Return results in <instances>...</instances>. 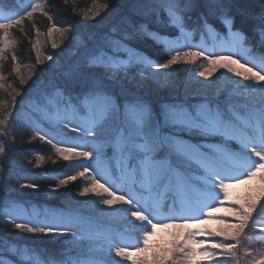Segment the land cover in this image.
Wrapping results in <instances>:
<instances>
[{
	"label": "trees",
	"instance_id": "16d2710c",
	"mask_svg": "<svg viewBox=\"0 0 264 264\" xmlns=\"http://www.w3.org/2000/svg\"><path fill=\"white\" fill-rule=\"evenodd\" d=\"M34 2L35 0H0V8H3L9 15H13L22 6H25L24 8L28 10ZM36 2L44 8V13L37 11L34 14V22L39 29V35L32 28L33 21H26L23 31L20 28L11 29L10 48L3 57H0V84L4 85L3 88H0V132L7 130L10 135L16 137V142L10 143V138L0 135V146H3L7 153L6 155H0V167L4 168V182H0V213L1 209L10 203L21 202L30 205L39 204L43 201L53 206L52 208L62 207L68 210L70 214H77L74 211L76 209L68 204L70 203L68 198L76 197L80 199L81 197L82 200L87 199V197L79 196V193L85 185L91 187L94 180L85 175H79L80 171L72 173V171L77 170V165H70V162L65 161L56 152L58 146L52 137H59L58 131L52 128L49 122H45L44 126L51 137L40 133L39 135L47 136L52 143L49 144L45 140L39 139L38 132L33 129L30 121L22 114L21 107L23 103L26 104L25 108L28 103L45 106L48 101V104H56L58 109L62 107L69 111L77 109L82 115H86L88 109L80 103V100L92 86L91 81L87 80L73 84L64 73L75 64H84L88 55L99 51L104 46L108 58H115L117 61L127 63L130 69L129 75L137 80H142V86L137 87L129 83L128 77L123 74L116 78H110V75L102 69L93 70L92 77L99 79L104 90L120 100L128 98L133 93L150 100L153 104L158 134L162 139H190L195 143H202L203 140L215 141V138L199 134L197 130H189L180 125L166 124L160 115L159 104L163 101H180L192 104L202 99L199 95L186 97V88L190 91L206 92L208 98L219 104L221 109L225 111L227 114L226 121L235 124L246 120L253 106L260 107L262 101H264V85L256 84L254 81H246L243 77L228 72L227 68H218L210 77H201L199 73L209 66L207 60L203 57L197 58L194 63L184 62L173 66L171 70L156 69L155 67L149 70L146 65L134 61L140 56L144 61H151L155 64L166 62L167 59L171 58L172 51L166 48L164 43L161 44L157 37L163 38L165 43L172 45L185 39V32H190L195 45L202 42L210 44L209 31L204 28L205 20L213 25L215 28L213 33L219 39L223 38L228 41L223 35L226 29L218 20L221 9L211 7L209 0H202L199 6L186 13L182 33L179 28H175L169 21L166 11L146 13L145 6L153 3L154 0H67V3H65V0H36ZM262 2L264 0H224L225 6L231 10V14L235 17V27L243 30L248 35L247 46L253 52L264 55V46H261L259 36L254 31L255 26L250 22L253 10L258 9ZM95 11H99L100 16L92 19V13ZM18 12L22 13L21 10ZM49 15L52 20L48 19ZM53 23L57 27L66 30L63 36L54 34L53 37H48L46 35ZM69 29L71 31H67ZM53 39H56L59 45L56 49L51 46ZM37 40H39L41 48L39 58L36 56L35 50ZM189 49L195 51L193 48ZM128 54H132L133 59L128 58ZM48 55L56 58L59 56L57 59L62 61V65L56 67L48 65L46 59ZM13 56L16 57L15 60L12 59ZM256 59L259 60V58ZM17 66L20 68L19 75L16 72ZM151 72H157L155 79L150 77ZM21 76L25 78V83H21ZM57 87L63 88L66 94L72 97L71 107H69L66 95L55 90ZM16 92H19L20 95L16 97V103L12 105V96ZM216 92L219 93L218 96L214 95ZM56 97L58 98L54 101L53 98ZM60 101H63V103L57 104ZM228 109H231V111H228ZM233 113H235V116H233ZM117 123L118 121L114 120L111 122V126H115ZM60 127L62 128L60 132L65 134L66 128L62 125ZM77 136H80V134ZM96 139L101 141L95 140L97 143H102L105 140L103 129L97 130ZM79 141L82 140L79 139ZM102 152L109 157L112 164H115L114 157H112L113 148H107ZM169 154L171 152L165 145L161 156L169 157ZM41 157L44 159L42 160ZM183 157L179 160L183 162L184 168L174 163L172 165L173 159L170 158L171 168L189 173L192 171L189 167H193L196 170L194 174L197 173L195 179L201 183L205 182L203 174L207 173L200 172L198 165L184 161L186 158L183 159ZM73 175L77 176L75 181L70 182L66 187H61L59 191H53V188L59 185L61 179ZM21 184H35L38 185V188L36 190L23 189L20 187ZM104 193L106 197L101 195L96 200L106 199L107 194ZM263 207L261 210L257 208V211L253 213L254 221L258 216L264 214ZM125 209L127 208L116 204L109 212L103 211V214L107 215L106 218H110V220L124 221L125 226L133 227L135 219L131 216L130 210L125 211ZM97 215H99L98 212L94 216ZM217 218L229 221L226 223L236 222L234 217H230L227 213L218 214ZM92 222H96V220ZM105 224L111 226L110 223ZM117 226L115 228H118ZM221 226V224L213 225L210 222L203 227L207 231L206 235H208L211 229H218ZM122 227L120 225V228ZM14 229L12 223L0 215L1 246L8 245L15 248L19 242L25 243L26 250L30 254L27 259H20L17 255L14 256L13 262L16 264H47L49 259L64 262L63 256L73 259L87 258L86 252L64 249L62 239L59 237L67 239L68 236L42 235L43 237L39 238L37 235L34 237L24 234L21 235V238H18L15 233L22 232ZM161 232L165 231L161 230ZM54 237H57L55 241L62 245H54ZM153 238H156V241L152 242L153 246L167 245L172 239V235L167 232L157 233ZM208 238L216 241L222 239L217 236ZM246 250L251 251L254 257L264 253V239L261 238L260 233H252L249 227L245 229L239 255L235 258L239 259L241 264H246L248 259ZM92 251L94 249L87 252ZM68 252L74 253L73 257H69L66 254ZM1 256L0 258H3ZM216 258L220 259L219 264H235L233 258L221 256L218 251ZM2 260L0 259V264H4ZM209 261H211V258H209ZM130 263L132 264L131 261L128 262V264Z\"/></svg>",
	"mask_w": 264,
	"mask_h": 264
},
{
	"label": "snow or ice",
	"instance_id": "6c2138e0",
	"mask_svg": "<svg viewBox=\"0 0 264 264\" xmlns=\"http://www.w3.org/2000/svg\"><path fill=\"white\" fill-rule=\"evenodd\" d=\"M67 3V0H65ZM202 0H154L153 3L145 6L146 13L164 12L168 14V19L175 28H179L181 33L184 29V22L186 13L192 11L199 6ZM209 4L213 8L221 9V14L218 16L219 22L224 26L226 32L223 35L235 42L238 49H244L247 56L252 57L253 60L259 58L260 65L264 67V55L255 53L248 46L249 37L241 29L235 27V17L231 14V10L225 6L224 0H209ZM22 6L21 8H24ZM40 11L44 13V8L36 0L27 11L19 13L15 12L13 15L0 17V57H3L10 48V30L13 28H20L23 31V26L26 21H33L32 28L39 35V29L34 22V14ZM100 16L99 11L92 13V19ZM49 20L52 17L48 16ZM250 22L255 26L254 31L258 34L261 46H264V2H262L258 9L253 10V15ZM204 28L209 32H214L215 28L212 24L204 21ZM71 31V29L67 30ZM66 30L57 27L53 23L52 27L47 32L48 37H53L54 34L63 36ZM164 43L163 38L157 37ZM52 48L59 47L56 39L52 40ZM36 56H41V48L39 40L35 44ZM172 56L163 63H153L151 61H143L147 69L171 70L173 66L184 62L194 63L197 58L203 57L208 62V67L199 73L201 77H210L218 68H227L228 72L234 73L238 77H243L246 81H254L256 84L264 85V74L260 70L254 71V67L246 66L248 63H241L239 56L233 58L232 51H225L216 53L213 56L206 55L203 51L182 50L179 48H170ZM16 59L15 56L12 57ZM46 59L50 62L54 61V56L48 55ZM255 64L254 62L252 63ZM95 69H102L105 73L110 75V78H116L120 74L128 77L129 83L134 86H142V80H137L130 76L129 66L127 63L117 65L111 61L106 52L105 46L99 51L88 55L85 58L84 64H75L64 75L73 83L81 81H91L89 91L82 96L80 103L89 109L91 116V124L89 127H72L68 121H60L65 128L75 133H81L87 129L89 137L95 139L97 130L103 129L105 133V140L102 143H96L90 150H81L72 145L66 147H56V152L65 160L70 161L74 157H84L87 160H92L97 157V153L107 148H113L115 155L124 161L125 170L131 175H140L145 181L150 184L158 185L167 180L170 175L175 174L171 168L167 157H162L161 152L165 145L170 152L179 153L191 159L192 154L199 150L186 142L180 140L162 139L158 134V126L155 124V114L153 111V104L144 96L131 94L128 98L123 100L104 90L102 82L99 79L92 77V72ZM16 72L19 75L20 68L17 66ZM157 72H151L150 77L155 79ZM21 83H25V78L20 77ZM4 85L0 84V88ZM55 90L62 92L68 99L69 107L72 106V97L66 94L63 88H55ZM20 93L16 92L12 96L11 104L16 103V97ZM201 96L202 99L197 102L188 104L180 101H163L159 104L160 115L163 117L166 124L180 125L189 130L193 128L201 129L204 132L223 134L221 126L227 123L226 113L221 109L219 104L214 103L207 96L204 91H190L186 88L185 96ZM214 95H219L218 92ZM79 99V98H77ZM11 106V105H10ZM231 111V109H228ZM235 116V113H233ZM118 121L115 126H111L112 121ZM262 136L257 142L245 143V146L254 157V164L251 170L246 175L235 179V183H226L223 180L219 182V188L223 192L224 201L231 200L230 189L240 184H251L259 180L260 187L257 191L253 190L244 197L242 201H237L234 205L229 207V215L234 217L235 223H226L219 220L222 226L220 228H213L208 232V236H217L222 239L219 241L209 239H197L198 236H205V230L201 228L202 224H207L209 221L215 219L213 213L219 212V208H213L207 212V220H200L199 224L191 223H163V229L159 224L153 223L148 216L141 211H132L131 216L140 222H147L151 225V230L144 232L142 235V243L132 245L134 251H129V246L113 245L109 249V253H114L116 257L122 258L123 261H131L132 264H205L211 258L210 264H219L220 259L216 258L217 251L221 256L231 257L235 264H241L239 259H235L239 255V249L243 243V236L245 229L254 224L253 213L257 208L264 206L261 203L264 200V129L261 130ZM0 135L5 138H10V143L16 142V137L10 135L7 130L0 132ZM39 135V133H37ZM39 139L45 140L51 144L52 141L44 135H39ZM6 149L0 146V155H6ZM43 160L44 158L41 157ZM89 171L84 168V171L79 175L83 176ZM4 168L0 167V182L3 181ZM246 177V178H245ZM77 176H68L59 181V185L53 188V191H59L61 187H66L70 182L75 181ZM23 189L36 190L38 185L35 184H21ZM103 189L110 198L104 199L103 204L106 206H113L116 204L132 206L133 201L126 196L117 195L105 185L94 181L91 187H86L79 193L80 196L85 197L89 194H99V190ZM12 225L20 232L33 235L53 236L64 235L70 233L75 241L79 239L76 232L72 229L70 224L65 221L57 220L54 223L64 226V231L58 227H33L30 224L17 222L15 219L10 221ZM189 228H195L197 231L186 232ZM175 229L172 233V239L167 245L153 246L151 241L157 232L161 230ZM261 232H264V225L260 226ZM216 250V251H214ZM151 255H148V254ZM247 261L246 264H264V253L258 256H253L251 251L246 250ZM232 261V260H230ZM121 264V261H119ZM47 264H104L101 260L93 258L73 259L69 258L67 262L49 259Z\"/></svg>",
	"mask_w": 264,
	"mask_h": 264
},
{
	"label": "rangeland",
	"instance_id": "374dc122",
	"mask_svg": "<svg viewBox=\"0 0 264 264\" xmlns=\"http://www.w3.org/2000/svg\"><path fill=\"white\" fill-rule=\"evenodd\" d=\"M20 10L21 12H24L27 9L21 8L18 11ZM8 15V13L3 12V9L0 8V17ZM189 35L190 34L187 33L188 37L186 36L185 39L180 42H176L175 44H165L166 48H169V50L170 48H179L182 50H187L189 48H199V51H203L208 56H213L214 54L220 52L232 51L233 58L239 56L241 63H248L246 66H253L256 70L261 68L260 63L256 59L253 60L252 57L247 56V53L244 49H238L233 40L231 41L230 39H227L228 41H226L223 38L219 39L215 33L212 34L209 32L208 35L210 44L202 42L200 45H195L192 36ZM127 56L128 58L133 59L132 54H128ZM58 57L59 56H57V58ZM57 58L55 57L54 61L52 62L48 61V65H54L53 67L62 65V61ZM109 59L115 62L117 65L123 64V61H117L115 58ZM138 59H135L134 61H139ZM139 62L143 64V58H140ZM253 62L255 63L254 65L252 64ZM143 65L146 64L144 63ZM57 98L58 97L53 98V100L56 101ZM62 103L63 101L57 102V104ZM25 105L26 104L23 103V106L21 107L22 114L30 121V124L34 130L40 134H45L48 137H51L49 135V131L44 126L45 122H49L50 126L58 131L57 133H59L60 136L58 135L59 137H52L58 147L72 145L80 148L81 150H90L92 146L97 143L95 140L101 142L96 138L93 139L89 137L87 134V129H84L81 133H79L80 136H77V133L70 131L68 128H66V131L64 132L65 134L60 132L62 131L60 125L63 126L60 121H68L71 123L72 127H89L91 124L89 109L86 115H82L77 109L70 111L64 107L58 109L56 104H48V101L46 102L45 106L28 103V106L25 108ZM255 109L264 112V101H262L260 107L253 106L251 109L252 113L250 112V116L247 118L248 120L252 118L253 122L250 121V125L248 120H242V122L237 124L227 122L225 125L221 126L223 134L204 132L201 129L193 128L194 130H197L199 134L215 138V141L213 142L203 140V145L200 143L193 145L199 151L193 153L191 159L200 164V166L203 167V170L205 169V173H207L203 174L205 177V182H202L203 185H201L202 183L195 179L197 173L194 174V171L196 170L193 169V167H189V169L192 171L187 173L190 176V180L192 181L188 180V178L185 176V173L179 170L174 172L175 174L170 175L167 180L158 185L150 184L140 175H131L128 171H126L124 161L115 155V150L112 157H114V162L117 166L112 164L109 157H107V155L102 151L97 153L98 158L94 157L92 160H87L84 157H78L77 160V157H74L68 162H70V165H77V170L72 171V173L77 171L82 172L84 171V168H88L89 171L85 173L86 177L94 181H99V183L105 185V187H108L117 195H123L132 200V206L121 205L118 203V205L127 208L125 211L128 209L130 212L141 211L146 216H148L153 223L159 224L160 228L162 229L163 223L199 224L201 219H208L207 212L213 208H219L220 211L214 212L213 215L215 219L209 221L208 223L212 222L213 225L220 224L218 223L220 220L217 218L218 214L227 213L229 215V207L227 206L235 204L237 201H242L244 197L253 190L257 191L258 193L260 187L259 180L254 181L251 184H240L236 187H233L230 189L232 199L228 201H224V194L219 188L220 181L223 180L226 183H235V179H239L240 177L246 175L254 164V157L245 146V143H259L262 136L261 130L264 129V117L260 115V112H255ZM79 139L82 141H79ZM180 156L183 157L179 153L171 152L167 159L169 160L172 158L174 160L171 162L172 165L174 163L177 166L184 168L183 162L179 160L181 158ZM117 161H120V163H117ZM184 161L187 160L184 159ZM165 183H169V185H165ZM86 187L89 186L85 185L83 189ZM171 192L173 194H171ZM101 195L106 197L103 189L99 190L98 195L96 193H92L88 196H85L87 197L86 200H82L81 197L80 199H77L76 197L70 199L68 198V200H70V203L68 204L73 209H76L74 211L77 213L72 215H80L79 219H71L67 216L65 217V213L68 212V210L62 207L51 208L53 206H50L43 201H41L39 204H31L30 206L21 203H10L1 209L0 215L2 218L8 221L15 219L17 222L27 223L33 227H58L61 229V231H64V226L54 222L57 220L68 222L72 229L76 232L79 239L75 241V238L70 233L64 235L57 234V236H68L67 239L59 237L62 239L61 241L62 244H64L65 250L68 249V251L86 252L88 258L91 257L96 260H101L104 262V264H120L119 261H121V264H128L129 261L125 262L122 260V258L116 257L114 253L110 254V247L118 244L126 245L129 246V251H134V247L131 246L142 243V235L144 232L151 230V225L147 222L135 220V225L133 227H128L125 226L126 223L124 221H114L110 220V218H106L107 215L105 216L103 211L109 212L113 206L109 207L104 205L103 200L105 198L96 200ZM108 198L110 197L107 194L106 199ZM261 203H264V200H262ZM57 208H60L61 210ZM259 209L261 210L262 206ZM97 212L99 215L94 216ZM83 218L87 220L90 219L91 221L96 220V223L105 221L103 223H110L113 228L118 225V228L116 229H118L121 233L119 235L113 228H109L105 229L107 234L102 236L99 229L100 227H93V225H89L90 223L88 224L87 222H83ZM120 225L123 227L120 228ZM204 225L205 224L201 225L203 230ZM261 225H264V214L258 216V218L254 221V224L250 222L249 230H251L252 233H260L261 238L264 239V232H261L260 230ZM81 229H84L85 231H82ZM164 231L172 235V233H174L176 230L169 229ZM193 231H197V229H187V232ZM165 232L159 231L157 233L161 234ZM206 233L207 231H205V236H198L197 239H209V236L206 235ZM24 234L26 233H15L18 238H21V235ZM97 234L99 235L96 236ZM123 234L127 235L122 236ZM29 235L35 237L33 234ZM37 236L39 238L43 237L42 235ZM56 238L57 237H54V239L52 238L53 243H55L54 245H62L61 243L55 241ZM155 239L156 238L152 239L151 244L153 241H156ZM26 248V244L21 242H19L15 248L9 247L8 245L1 246L0 244V255L3 257L0 259H3L2 262L4 264H13V258L16 255L20 259H27L30 257V254L27 252ZM90 249H94V251L88 253L87 251ZM66 254L69 255V257H73L74 253L68 252ZM63 257L64 262L69 260V258L66 256ZM209 262L210 261H206L205 264H209Z\"/></svg>",
	"mask_w": 264,
	"mask_h": 264
},
{
	"label": "bare ground",
	"instance_id": "6f19581e",
	"mask_svg": "<svg viewBox=\"0 0 264 264\" xmlns=\"http://www.w3.org/2000/svg\"><path fill=\"white\" fill-rule=\"evenodd\" d=\"M192 143L196 144L194 141H192Z\"/></svg>",
	"mask_w": 264,
	"mask_h": 264
}]
</instances>
